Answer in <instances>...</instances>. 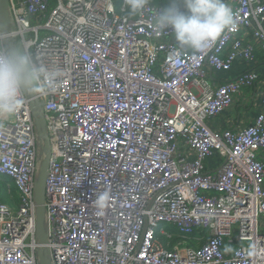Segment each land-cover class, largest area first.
I'll use <instances>...</instances> for the list:
<instances>
[{
  "label": "built area",
  "instance_id": "built-area-1",
  "mask_svg": "<svg viewBox=\"0 0 264 264\" xmlns=\"http://www.w3.org/2000/svg\"><path fill=\"white\" fill-rule=\"evenodd\" d=\"M7 2L10 41L63 75L0 119V180L17 200L0 199V264H38L31 100L50 148L51 264H264V87L251 125L207 126L264 86L251 69L264 56V0H225L234 26L198 53L156 28L163 7L151 0L134 18L125 0ZM237 59L244 73L211 80Z\"/></svg>",
  "mask_w": 264,
  "mask_h": 264
},
{
  "label": "clouds",
  "instance_id": "clouds-1",
  "mask_svg": "<svg viewBox=\"0 0 264 264\" xmlns=\"http://www.w3.org/2000/svg\"><path fill=\"white\" fill-rule=\"evenodd\" d=\"M147 3L148 0H125L131 14L142 11ZM183 9L177 0H171L157 10L155 26L170 30L182 48L193 52L205 51L235 23L233 10L225 0H183ZM0 37V119H9L23 103L24 89L34 94L54 91L63 71L37 65L26 48L9 44L8 33L0 32ZM104 200L101 196L98 205L103 207Z\"/></svg>",
  "mask_w": 264,
  "mask_h": 264
},
{
  "label": "crops",
  "instance_id": "crops-1",
  "mask_svg": "<svg viewBox=\"0 0 264 264\" xmlns=\"http://www.w3.org/2000/svg\"><path fill=\"white\" fill-rule=\"evenodd\" d=\"M151 2L157 6L165 7L171 2V0H151ZM181 9L184 10L183 6H181ZM255 57L256 61L251 65V69L264 76V56L259 50H257ZM247 69L248 67L244 64L243 60L237 59L232 64L229 71L212 73L211 80L216 83H221L236 78ZM263 87L264 86L261 83L257 84L255 88L251 90H245L241 97H236L234 99V103L229 109L223 111L219 116L209 120L207 126L211 130L216 131L223 129L238 130L247 125H251L256 117L257 108H259L260 102L263 98ZM0 191L2 192V196L0 197L1 201L12 208H16L17 200L15 196L12 193L7 195L6 188L1 180ZM260 224L264 229V219L261 220Z\"/></svg>",
  "mask_w": 264,
  "mask_h": 264
},
{
  "label": "water",
  "instance_id": "water-1",
  "mask_svg": "<svg viewBox=\"0 0 264 264\" xmlns=\"http://www.w3.org/2000/svg\"><path fill=\"white\" fill-rule=\"evenodd\" d=\"M10 24L7 0H0V32H5ZM10 45H14L11 41ZM23 94L30 100L35 94L29 89H24ZM35 122L40 144V162L34 182V204H35V237L40 245L36 250L38 264H51L50 250L47 246V228L45 222V181L49 161V140L45 129V121L42 111V103L31 100L29 104Z\"/></svg>",
  "mask_w": 264,
  "mask_h": 264
},
{
  "label": "trees",
  "instance_id": "trees-1",
  "mask_svg": "<svg viewBox=\"0 0 264 264\" xmlns=\"http://www.w3.org/2000/svg\"><path fill=\"white\" fill-rule=\"evenodd\" d=\"M126 12H127V16L129 17V18H134V16H135V14H131L130 12H129V9H128V7L126 6Z\"/></svg>",
  "mask_w": 264,
  "mask_h": 264
}]
</instances>
